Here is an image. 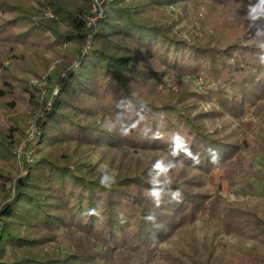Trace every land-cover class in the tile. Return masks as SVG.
I'll list each match as a JSON object with an SVG mask.
<instances>
[{"label":"trees","instance_id":"trees-1","mask_svg":"<svg viewBox=\"0 0 264 264\" xmlns=\"http://www.w3.org/2000/svg\"><path fill=\"white\" fill-rule=\"evenodd\" d=\"M92 1L0 0V264H264V0Z\"/></svg>","mask_w":264,"mask_h":264},{"label":"rangeland","instance_id":"rangeland-1","mask_svg":"<svg viewBox=\"0 0 264 264\" xmlns=\"http://www.w3.org/2000/svg\"><path fill=\"white\" fill-rule=\"evenodd\" d=\"M105 9V2L104 0H93L92 3H91V6H90V9L88 10V12L85 14V20H86V27H85V32H87L89 29L93 28V27H98L100 25V21H99V18L96 17V14H98L100 12V10H104ZM9 62L6 61V64H8ZM76 63H74V66H75ZM79 66L78 63L76 64V67ZM54 69V65L51 67V70ZM33 84L34 85H38L42 89V95H46L47 94V81L44 80L42 81V79H33L32 80ZM202 83V79H198L196 80V84L197 86H200ZM158 86H163V84H158ZM59 91V83L53 87V95L57 94ZM51 104V101L49 102ZM210 104H206L205 107L206 109L210 108ZM35 132H36V127L35 125H33V123L30 124V127L27 129V133L29 135V138L28 139H33L34 138V135H35ZM25 143H22L20 145V148H19V151H18V154L22 153L24 150H25ZM86 163L90 164V165H94V164H97L98 161H99V157L98 155L94 154L93 152H91L90 154H88V156L86 157V159L84 160ZM25 173V172H24ZM9 189L12 193L15 192V187L13 184H9ZM226 193H230V197L232 200L234 199H248L250 198L249 200H253L251 197L252 195H249V194H240V195H236L234 193H231L229 192V190H227Z\"/></svg>","mask_w":264,"mask_h":264},{"label":"built area","instance_id":"built-area-1","mask_svg":"<svg viewBox=\"0 0 264 264\" xmlns=\"http://www.w3.org/2000/svg\"><path fill=\"white\" fill-rule=\"evenodd\" d=\"M102 11L103 10H100V12L98 14H96V17L100 18V16L102 15Z\"/></svg>","mask_w":264,"mask_h":264}]
</instances>
